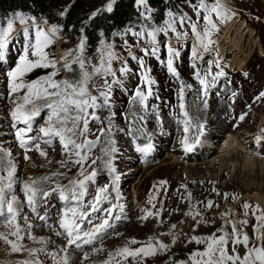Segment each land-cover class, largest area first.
<instances>
[{
	"label": "rangeland",
	"instance_id": "rangeland-1",
	"mask_svg": "<svg viewBox=\"0 0 264 264\" xmlns=\"http://www.w3.org/2000/svg\"><path fill=\"white\" fill-rule=\"evenodd\" d=\"M70 2L71 0H63L58 11L63 12ZM107 2L108 0H99L98 4L101 8H106ZM213 3L206 5L211 6ZM222 3L228 15L225 19L219 20L213 14L218 30L213 31L211 36L213 44L207 51L203 48L198 49L202 58L194 60L192 57V47L197 45V40L191 32L188 19H185L184 23L173 24L177 32L187 33V36H182L180 39H177L176 34L168 28V25L173 23L169 20L161 26L142 25L140 31L143 33L142 36L128 32L119 34L110 44H100L96 54L90 58L86 54V48L84 49L83 55L86 60L90 64L98 65L102 50L110 45L109 50L119 56L118 60L111 62L113 71H116L129 56L122 66L128 71L125 74L116 72L119 84L112 86L109 107L89 109V112H94L99 120L89 118L90 131L85 136L90 139L99 137V140L87 153L88 159L85 161L84 171L87 175L95 170L96 176L92 181L86 182V194L81 199L80 205L62 201L59 193H54L46 199L38 198L37 212L44 217L43 220L27 206L24 183L30 182V179L40 180L47 176L50 177V181H42L39 185L47 190L56 184L67 185L69 180L83 179V177L79 176L81 171L79 165L68 163L61 166L59 163L69 159V156L62 151L63 146L59 137H45L39 131L41 127L47 126L48 117L51 115L48 109H42L40 114L31 120L32 130L25 135L26 139L32 138L30 143L39 142L47 157H42L33 148L27 152L29 159L24 158L25 149L20 147L16 131L18 128L28 126L22 122L17 123L11 112L15 108L13 101L23 102L21 97L26 89L14 94L10 93L7 72L15 67L24 49L30 43H35L37 28L45 31H49L50 28L44 22H29L23 14L0 18V36L7 32V47L0 55V175L7 176L9 165L15 167L9 198L12 195L17 198L19 215L15 223L23 229L20 233L23 239L17 240L15 236L9 235L14 225L7 224V213L0 216V233L8 235L9 240L15 241L18 245L22 244L25 249H45L43 252H38L35 257H29L27 251L13 252L11 246L0 239V264H18L26 259H38L40 264H57V262L64 264L62 259L64 256L68 257V264H104L109 260V253L115 254L117 249L124 246L130 249L140 248L148 243L150 237L153 238V242L159 239L169 245V249L158 251L142 261L139 257L128 256L125 259L115 256L111 264H180V262L192 264L189 255L196 251L203 252L206 242L197 244L195 241L189 242L190 238L208 237L213 233L217 237L224 232L230 234L232 226L226 222L229 220L236 222V228L248 235L249 247L264 246V240L257 239L258 235H264V228H260L259 232L254 231L258 225L256 216L264 214L263 207L254 198L258 196L264 199V131H262L264 130V98L255 100V97L264 91V0H222ZM136 7L142 18L149 17L148 5L147 8L139 5ZM183 10L185 18H190L193 22L199 19L198 28L203 26L202 10L188 7H183ZM198 10L199 17L196 15ZM30 25L34 26L28 27ZM242 26L245 27L242 32L244 38L242 47L245 52L239 61L232 64L228 50L223 51L224 55H222L219 48L218 50L216 48L218 44L223 45L224 37H232ZM153 32H155V43L153 37L149 35ZM51 38L53 43L44 50L56 60H60L65 53L75 49L81 39L76 33L71 37L59 36L56 33ZM249 39H252L250 44H248ZM168 44L180 52L179 57L174 58V67L178 75H173L167 69ZM153 47L158 49L156 55H144V49L150 50ZM133 56L138 59H132ZM219 56L224 58L214 59ZM141 58L144 60L143 69L139 64ZM193 63L196 64L195 69L192 67ZM217 63L219 67L216 66ZM58 67L62 68V64ZM73 67L77 70L71 73L62 70L54 79L75 80L78 76V66ZM221 70L224 75L217 76L216 74ZM51 71L52 68H37L27 73L23 80L31 82ZM196 71H199L201 77L206 78L209 83L207 95H204L202 86L195 78ZM142 73L147 79L142 80ZM74 74L76 76H73ZM213 76L216 77L215 80ZM107 79L111 81L113 78L108 76ZM148 81L152 83L149 84ZM102 83L103 78L95 77L93 83L89 85L91 94L98 95L97 86ZM182 85L184 86L183 109L180 107ZM138 86L145 92L149 87L151 88V95L145 102L148 106L147 110H144L139 103L133 102ZM209 103L213 109L208 113L204 110ZM217 112L221 116L225 115V120L223 119L220 125L225 131H222L217 138L215 135L211 137L215 139L211 149L207 147L208 142L206 144L200 139V134L202 130L208 131L216 124L208 120V123L202 125L199 130L197 119L205 116L203 120H206L210 114L215 115ZM245 113L247 115L241 121L239 117ZM141 116L143 120L139 119ZM164 117L165 123L174 127L176 132L165 129L163 125L165 123H162ZM132 121L135 123H131ZM109 123L114 125L112 131L102 135L99 130L106 128ZM192 125L197 129L192 131ZM189 132L193 136L190 139ZM245 136L247 138L242 139ZM257 136L262 137L259 142L256 140ZM46 139H51V145L43 143ZM83 139L84 137H81L79 142ZM109 139L114 142L113 146L117 149L112 153L115 173H111L105 167V161L109 157L104 155V150L109 147ZM233 139L245 144L246 149L243 148V152L239 155H236L239 147L229 146ZM198 142L201 145L206 144L203 148L205 151L200 152L195 148ZM185 143L191 146L190 150H186ZM149 145L150 147H147ZM138 148H146V151H138ZM246 156L251 157L250 163H253V169L246 162ZM214 157L222 158L220 166V160L212 164ZM71 159L75 160L76 157L72 156ZM92 160H96V163L92 164ZM207 161L212 162L208 165ZM53 173L63 175L53 176ZM114 176H119L115 184H113ZM161 181L167 183L160 184ZM106 186L109 191L102 194V197L106 195L107 199L102 198L98 207L107 209L112 203L122 204V211L117 208L113 212V217L118 215L120 219L110 220L113 226L106 229L93 244L83 245L79 249L71 246L65 250V237L55 235L56 231H62L59 222L65 207H77L78 212H90L88 219L93 224L100 223L105 213L92 212L90 205L94 203L99 189ZM189 193H191L190 198ZM117 194L119 200L115 199ZM252 194L253 197H248ZM150 196L153 197L151 203H149ZM209 200L214 205L211 209L206 207ZM245 203L253 207L245 210L243 208ZM256 206L258 210L254 213L253 209ZM190 209L193 212L199 211L200 215L196 219L191 215H185ZM245 211L248 213L247 216L244 215ZM148 212H152L153 215L141 219ZM157 212L158 216L155 215ZM224 213L228 215L222 216ZM25 216L28 218L27 223L23 219ZM242 220H247V224H241ZM28 224H31L30 232ZM173 224L177 225L176 229L171 228ZM82 227L87 230L91 225L88 220H83ZM169 232L171 235H162ZM173 236L177 237L175 244L172 243ZM30 237H35L36 241ZM41 239L45 243L37 242ZM132 239L139 243H129ZM232 247V242L229 240V254L232 253ZM93 248L103 250L93 253ZM235 248L243 257L246 252L245 247L237 244ZM86 253L87 258H85Z\"/></svg>",
	"mask_w": 264,
	"mask_h": 264
},
{
	"label": "snow or ice",
	"instance_id": "snow-or-ice-1",
	"mask_svg": "<svg viewBox=\"0 0 264 264\" xmlns=\"http://www.w3.org/2000/svg\"><path fill=\"white\" fill-rule=\"evenodd\" d=\"M136 4L147 8L148 0H135ZM116 3V0H108L106 4V11L112 12L113 5ZM198 9L202 10L204 15L203 26L198 28L200 25V20L191 21L190 18L181 17V23H184L185 19H188L189 26L191 32L194 34L197 45L192 47V57L193 59L202 58L199 55V48H203L204 51L209 49V46L213 44V40L211 39L213 31L217 29V23L213 19V14H215L216 18L219 20H223L227 17L228 12L222 0H215V2L208 6L204 3V0H201L198 5ZM196 12V15L200 16V11ZM96 13H93L95 16ZM171 16V13H169ZM173 23L168 25V28L176 34L177 39H180L182 36H187V33H180L176 31V28L173 26ZM58 29L53 26L49 31H45L42 28H37L36 30V39L35 43H30L25 49L22 55L19 56L18 61L15 63V67L12 70L7 72V76L9 77V90L10 93H17L21 90H25V94L21 97L22 103H16L14 110L11 112V116L14 120L19 123L22 122L27 125V128H18L16 131V137L19 141V145L21 148L25 149V159H29L27 156V152L31 151L33 148L39 152L42 157H47V153L43 151L40 147L39 142L30 143L32 140L31 137L25 138L26 132H30L31 129V120L38 116L42 109H48L51 112V115L48 117V122L46 127H41L39 131L43 133L45 137L56 136L59 137L60 143L63 146V153L69 156L68 160L60 161L61 166H65L68 163H72L75 165H79L81 171L79 172V176L83 177V179H72L69 180L67 185L56 184L54 187H50L49 189H45L40 187L39 185L43 182L50 181V177H42L40 180H31L30 182L24 183V192L26 196L27 206L31 209V211L38 216L39 219H44L43 216H40L37 212V200L46 199L50 195L54 193H59V198L62 201L66 202H75L77 206L80 205L81 199L86 194L85 185L86 182L92 181L96 176V171L93 170L89 174H85L84 164L88 159V151H90L95 144L96 140H89L86 138L85 134L90 131L89 129V118L93 120H99V117L95 116L94 112L90 113L89 109H96L99 107H109L110 106V97L112 94V86L113 84H119V80L116 77V72L113 71L111 62L113 60H118L119 56L108 48L102 50L100 55L99 64H90L88 60L84 57V49H85V39L81 38L80 42L76 46L75 49L70 50L61 56L60 60H56L54 56H50L44 49L53 43L52 36H55ZM136 36H142V32L133 33ZM153 37V43H155V32L149 33ZM7 32L4 33L3 36H0V55H2L4 49L7 47L6 43ZM43 38V39H41ZM103 44V41H101ZM144 55H156L158 49L153 47L152 49H144ZM167 69L173 75H178L175 67H174V58H178L180 52L173 48L170 44L167 45ZM31 57V58H30ZM132 59H138L133 56ZM62 64V68L58 67V65ZM139 64L141 68H144V60L139 59ZM74 65L78 66V76L75 80L62 79L57 81L54 79L56 76L60 74V72L67 71L73 72L77 69H74ZM219 67V64L216 65ZM192 67L195 69L196 64L193 63ZM37 68H52L53 71L48 73L47 75L41 76L36 80L31 82H25L23 77L37 69ZM90 68V70H89ZM120 73L125 74L128 69L126 67L120 68ZM142 75V80L147 79V77ZM195 78L199 81L202 86V92L204 95H207V89L209 87V83L206 78H202L199 71L194 73ZM217 76H223L224 73L221 70L216 74ZM108 76H111L113 79L109 81L107 79ZM95 77L103 78V83L97 86L98 95H93L89 91V85L93 83ZM215 76H213V80H215ZM149 84L152 81H148ZM190 87V85L188 86ZM183 89L184 86H181L180 90V99L181 109L184 108L183 104ZM151 95V88L149 87L148 91L145 92L141 90L138 86L135 90L133 102L139 103L144 110H147V104L145 103L148 97ZM102 98V99H101ZM261 98H264V91H261L256 97L255 100L259 101ZM38 101H42V103H37ZM187 113H185L186 115ZM115 113L112 114L114 116ZM135 116V113H133ZM247 113L242 114L239 119L241 121L244 120ZM55 117V119H53ZM111 119V118H110ZM143 120V116L139 118ZM131 123H135L132 121ZM114 125L109 123L106 128H101L99 131L103 135L105 132H111ZM131 132V127L129 128ZM187 131V129H185ZM264 131V130H262ZM84 137L82 142L80 138ZM262 139L261 136H257L256 140L259 142ZM39 140V138H37ZM99 140V137H97ZM46 145H51V139H46L43 141ZM109 147L104 150V155L109 157L108 160L105 161V167L111 172L115 173L116 169L112 164V153H115L117 149L113 146L114 142L109 139L108 140ZM147 147H150L147 146ZM186 150H190L191 146L185 143ZM138 151H146V148H138ZM10 155V153H8ZM75 156L76 159L72 160L71 157ZM96 160H92V164H95ZM15 174V167L13 165H9V170L7 172V176L0 175V216L5 215L7 213V224L9 226L14 225L13 230L9 233V235L15 236L17 240H22L23 237L20 235L21 229L18 223H15L17 217L19 215V207L17 198L12 195L9 198V192L13 186V177ZM53 176L63 175L62 173H53ZM119 180V176L113 177V184ZM166 181H161L160 184H166ZM186 187V186H185ZM108 187L100 188L97 192L96 197L94 198V203L90 205L92 212L103 211L105 213L104 217L100 219V223L93 224L88 216L91 214L90 212H78L77 207H65L61 220L59 222V227L62 231H56L55 235L64 236L66 239L65 250L67 247L75 246L77 249L82 248L83 245H91L96 239L106 231V229L112 227L113 225L110 223V220L113 218L119 220L120 217L117 215L113 217V212L115 209L119 208L121 211L123 210L122 204L112 203L111 207L107 209H101L98 205L101 202V199H107V196H103L102 194L108 193ZM66 193H68L66 195ZM191 197V193H189V198ZM225 198H227L225 196ZM116 200H119L120 197L117 194L115 197ZM153 197H149V203L152 202ZM213 202L208 201L206 207L211 209L213 207ZM253 207L250 204L245 203L243 208L245 210ZM258 210V206H256L253 211ZM247 211H245L244 215L247 216ZM153 215L152 212H148L146 216L141 217V219H147V216ZM155 215H159L157 212ZM185 215H191L193 219H196L197 216L200 215L199 211L193 212L191 209L189 212L185 213ZM228 213L222 214V216H227ZM25 222L27 223V217H23ZM99 219V218H98ZM258 221V225L254 228V231L259 232L260 228H264V214L256 216ZM83 220H88V223L91 225V228L84 230L82 227ZM230 223L232 226V232L229 234L224 232L223 235L219 237L216 236L215 233L208 237H197L192 236L189 242L195 241L197 244L205 243L206 248L203 252L196 251L189 255V259L192 261V264H264V246H252L249 247V237L246 233H243L242 230H238L236 228V222L234 221H226ZM199 223V222H198ZM241 224H247V220L240 221ZM177 225H171L172 229H176ZM31 224H28V230L30 232ZM222 231V230H218ZM162 235H171L169 233H162ZM34 241H36L35 237H30ZM0 239H3L6 243L11 246V250L13 252H21L27 251L29 257H35L38 252H43L45 249H25L22 244H17L15 241L9 240L8 235L4 233H0ZM177 237L173 236L172 243L175 244ZM257 239L264 240V235H258ZM229 240L232 242V253H228V243ZM41 244L45 243L43 239L37 241ZM129 243L136 244L139 243L135 239H132ZM242 244L246 252L243 257L236 252L235 245ZM169 249V245L164 242L156 239L153 242V238L150 237L149 241L146 245H142L137 249H130L128 246H124L120 249H117L115 254L109 253V260H106L104 264H111V260L115 258V256H121L125 259L128 256L133 258L139 257L142 261L144 258L150 255H155L158 251H165ZM103 249L93 248V253L102 251ZM49 255H55L49 253ZM85 258H87V253L85 254ZM64 264H68V257H62ZM18 264H40L38 259H26L18 262ZM59 264V262H57ZM180 264H187V262H180Z\"/></svg>",
	"mask_w": 264,
	"mask_h": 264
},
{
	"label": "trees",
	"instance_id": "trees-1",
	"mask_svg": "<svg viewBox=\"0 0 264 264\" xmlns=\"http://www.w3.org/2000/svg\"><path fill=\"white\" fill-rule=\"evenodd\" d=\"M62 1L0 0V18L23 14L29 22L44 21L50 29L55 26L59 36L71 37L76 33L85 39L86 54L90 58L96 54L98 46L102 44L101 41L110 44L117 35L140 32L142 25L146 24L161 26L169 20L181 23V17H185L183 7L198 8L201 2V0H148L149 17L145 19L137 10L135 0H116L112 12L101 8L99 0H71L64 11L59 12ZM213 2L214 0H204L205 4ZM93 13L96 15L93 16ZM31 26L34 25L28 27ZM128 57L115 72L120 70Z\"/></svg>",
	"mask_w": 264,
	"mask_h": 264
},
{
	"label": "bare ground",
	"instance_id": "bare-ground-1",
	"mask_svg": "<svg viewBox=\"0 0 264 264\" xmlns=\"http://www.w3.org/2000/svg\"><path fill=\"white\" fill-rule=\"evenodd\" d=\"M39 23V22H38ZM243 29H245V27L244 26H242V28L240 27V28H238L237 29V31L235 32V34L232 36V37H228V38H226V37H224V43H223V45H220V44H218L217 45V50H218V48H219V52L221 51V53H222V55H224V52L223 51H225V50H228V53L230 54V62L232 63V64H235L237 61H239V59H240V57L243 55V53L245 52V49H243V35H242V32H243ZM54 38V37H53ZM226 39V40H225ZM257 39H255V41H256ZM250 43H252V39H249V41H248V44H250ZM223 57L222 56H219V59L218 60H221ZM197 107V106H196ZM199 107V106H198ZM134 109H136V108H134ZM203 109H204V106H203ZM212 105H211V103H209V105H208V107H205V110L204 111H206V112H211L212 111ZM205 115H207V114H205ZM203 119H205V116L204 117H199L198 119H197V121H198V129L200 130L201 128V126L202 125H204V124H207L208 123V120L209 121H214V123L216 124V125H213L212 126V128H209V130L208 131H205V130H202V132H201V134H200V139L201 140H203L205 143L206 142H208V144L210 145V144H213L214 142H215V139H211V137L213 136V135H215V138H217V136H219V135H221V132L222 131H225V128H223V127H221L220 125L223 123H221V121L224 119L225 120V115H220L219 114V112H217V114H215V115H212V114H210L209 115V117L208 118H206V120H203ZM165 120H166V118L164 117V120L162 121V123H165ZM195 121H196V119H195ZM166 124V123H165ZM163 124L164 125V127H165V129L166 130H170V132H176V130H175V128L174 127H172V126H169L168 124ZM224 125V124H223ZM222 125V126H223ZM219 128H221V130L219 129ZM191 129H192V131H194V130H196L197 128H196V126L195 125H192L191 126ZM158 130H160V129H158ZM155 134V133H154ZM188 136H190L189 137V139L191 138V136H192V133L191 132H189L188 133ZM193 137V136H192ZM247 138V136H245V137H243L242 139H246ZM202 141V142H203ZM249 141H251V139L249 140ZM205 143H202V145L201 144H199V142L197 143V145H196V147L195 148H197V149H199L200 150V152H202V151H205V149L203 150V148L205 147V145L207 144H205ZM241 143V142H240ZM240 143H238L235 139H233L231 142H230V144H229V146L230 147H233V148H235V147H239L237 150H236V155H239V153L240 152H243V148H245L246 149V147H245V144L243 145V144H240ZM205 144V145H204ZM221 145V144H220ZM247 145V144H246ZM224 145H222V147H223ZM232 148V149H233ZM196 149V150H197ZM250 155V154H249ZM214 156V155H213ZM221 156V155H220ZM250 156H246V162L248 163V164H250V166H251V168H252V164L253 163H250L251 161H250ZM207 160V159H206ZM218 160H220V164H219V166L221 165V160H222V158H218V157H214L213 158V162L212 161H207L206 163L209 165L211 162H212V164H215V163H217L218 162ZM224 160V159H223ZM209 162V163H208ZM210 167H212V166H210ZM253 169V168H252ZM263 169V168H262ZM254 194H256V193H254ZM258 195V194H257ZM248 197H253V194L251 195V196H248ZM256 200H258L257 202H259L260 204H261V206L263 207V209H264V199L262 198V197H258V196H256V197H254Z\"/></svg>",
	"mask_w": 264,
	"mask_h": 264
},
{
	"label": "water",
	"instance_id": "water-1",
	"mask_svg": "<svg viewBox=\"0 0 264 264\" xmlns=\"http://www.w3.org/2000/svg\"><path fill=\"white\" fill-rule=\"evenodd\" d=\"M87 139H89V140H96L97 141V138H94V139L87 138Z\"/></svg>",
	"mask_w": 264,
	"mask_h": 264
}]
</instances>
